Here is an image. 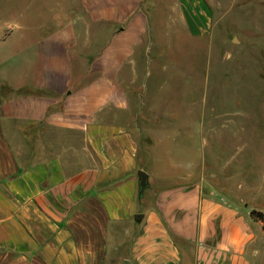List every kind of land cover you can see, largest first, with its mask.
<instances>
[{
    "label": "crops",
    "instance_id": "1",
    "mask_svg": "<svg viewBox=\"0 0 264 264\" xmlns=\"http://www.w3.org/2000/svg\"><path fill=\"white\" fill-rule=\"evenodd\" d=\"M170 3L173 25L211 33L210 1ZM21 20L0 37V264H264L251 214L264 212V164L245 163L233 187L192 164L160 175L140 142L143 122L163 123L166 156L170 134L145 109L162 100L138 98L155 61L140 48L153 40L146 0H71Z\"/></svg>",
    "mask_w": 264,
    "mask_h": 264
},
{
    "label": "rangeland",
    "instance_id": "2",
    "mask_svg": "<svg viewBox=\"0 0 264 264\" xmlns=\"http://www.w3.org/2000/svg\"><path fill=\"white\" fill-rule=\"evenodd\" d=\"M170 1L146 0L153 40L140 48L151 46L155 61L152 75L139 80L148 89L138 94L162 100L145 109L168 116L166 156L159 147L163 123L140 121L146 134L140 142L154 144L157 174L163 175L165 166L183 171L192 164L202 167L204 179L233 187L242 181L245 163L264 164V0H208L212 31L195 37L173 25ZM59 2L71 0H0V37L11 22L39 24ZM159 54L164 73L156 62Z\"/></svg>",
    "mask_w": 264,
    "mask_h": 264
},
{
    "label": "water",
    "instance_id": "3",
    "mask_svg": "<svg viewBox=\"0 0 264 264\" xmlns=\"http://www.w3.org/2000/svg\"><path fill=\"white\" fill-rule=\"evenodd\" d=\"M138 175L140 177V195H142L144 189L148 185V173L145 170H139ZM138 219L142 218V214L137 215Z\"/></svg>",
    "mask_w": 264,
    "mask_h": 264
},
{
    "label": "trees",
    "instance_id": "4",
    "mask_svg": "<svg viewBox=\"0 0 264 264\" xmlns=\"http://www.w3.org/2000/svg\"><path fill=\"white\" fill-rule=\"evenodd\" d=\"M251 214L254 218L264 221V212L253 210Z\"/></svg>",
    "mask_w": 264,
    "mask_h": 264
}]
</instances>
